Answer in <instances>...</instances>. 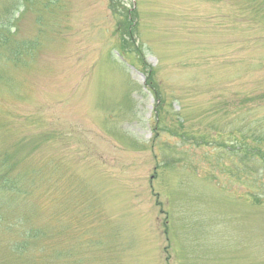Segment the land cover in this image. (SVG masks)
Wrapping results in <instances>:
<instances>
[{
  "label": "rangeland",
  "instance_id": "374dc122",
  "mask_svg": "<svg viewBox=\"0 0 264 264\" xmlns=\"http://www.w3.org/2000/svg\"><path fill=\"white\" fill-rule=\"evenodd\" d=\"M23 2L32 51L0 81V156L51 166L25 194L0 188V264H264V26L250 9Z\"/></svg>",
  "mask_w": 264,
  "mask_h": 264
},
{
  "label": "trees",
  "instance_id": "16d2710c",
  "mask_svg": "<svg viewBox=\"0 0 264 264\" xmlns=\"http://www.w3.org/2000/svg\"><path fill=\"white\" fill-rule=\"evenodd\" d=\"M238 1L239 9L242 6L250 9L253 25L261 22L264 26V0ZM23 3V0H9L4 4L7 7L6 12L2 14L3 16L0 14V81L4 79L12 80L14 74L11 70L23 66L24 61H26V53L32 51V45L28 44L24 47L25 43L18 36V21ZM7 136L4 137L0 134V138H7ZM2 158L0 160V188L4 187L3 194L7 191L5 188L9 189V193L17 194L13 191L16 189L19 192L18 194H25L29 189L25 185H30V182L35 183L34 180L44 176L51 166L50 160L44 159L36 163H26L22 169L17 170L16 165H18V162L16 163L9 158L7 164L6 157L3 156ZM3 194L1 198H3Z\"/></svg>",
  "mask_w": 264,
  "mask_h": 264
}]
</instances>
